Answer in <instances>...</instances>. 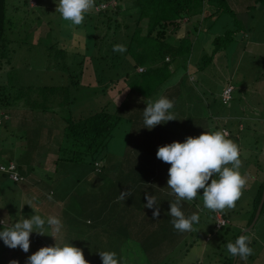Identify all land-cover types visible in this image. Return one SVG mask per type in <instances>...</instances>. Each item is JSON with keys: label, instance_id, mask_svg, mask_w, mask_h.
Returning <instances> with one entry per match:
<instances>
[{"label": "trees", "instance_id": "16d2710c", "mask_svg": "<svg viewBox=\"0 0 264 264\" xmlns=\"http://www.w3.org/2000/svg\"><path fill=\"white\" fill-rule=\"evenodd\" d=\"M111 1L95 0L96 8L108 5ZM245 4L247 6L236 0L237 6L233 9L228 0H133L132 6L137 11L130 15L128 11L131 7H123L122 3L115 8L108 5L107 10L96 11V15L88 20L90 23H86L83 28L86 32H83L82 40L86 33L92 39L87 42L86 38L83 42L86 53L71 51L67 46L49 52L51 68L61 75L62 86L40 87L23 83L16 69L5 70L7 65L12 67L13 60V56L7 52V45L15 44L16 39L12 38L15 36L12 26L14 18L10 16L11 9L8 11V0H0V72H4L0 75V130H5L2 134L4 139L0 140V167L10 170L15 166L13 172L21 178L16 182L12 179V173H0V189L3 181H11L20 186L22 193L31 194L25 191V186L32 174L36 173V167L24 169L27 165L19 164L14 152L25 148L21 147L24 146L23 140L28 142V146L31 145L33 133L41 135L38 131L42 129L41 120L51 116L53 121L59 119L57 128L62 132L61 143L57 141L60 156L52 162L56 165L53 174H48L45 180H32L43 189L44 183L48 182V187L41 191L46 196L37 199L35 206L42 205L48 198L49 207L45 208V212L54 213L62 220L65 243H73V246L81 248L89 264H102L99 251L116 252L124 264H171L170 261L174 260L172 257L179 255L182 250L181 244L190 252V239L196 237V241L191 244L196 246L201 238V226L204 225L201 219L204 213L196 203H192L198 201L199 197L182 202L185 215L198 214L199 223L190 232L177 231L168 214L170 202H175L172 190L167 187L171 165L158 159L156 153L160 146L173 141L183 142L189 136L198 137L203 132L217 130L229 133L228 138L236 144L244 140L246 145L241 155H252L259 149V142L248 145L251 140L249 134L254 129L247 127V134L245 129L238 135L234 134L231 126L240 115L238 111L231 110L228 113L229 110H220L210 115L204 113L205 110L201 112L203 102L200 104L202 98L199 97V86L198 89L191 86L197 83L194 76L205 72L218 55L227 53V50H237V43H241L239 40L244 41L247 34L254 31L249 20L256 21V13L264 7V0H247ZM240 14L245 15L244 23L243 19L237 18ZM223 17L236 26L224 27L226 31L221 35L213 33L210 30L212 27L206 24H218ZM189 24L192 26L185 37L176 41L178 32ZM30 35L28 33L24 39L20 38V52H32L29 47L24 49L29 46ZM258 40L264 49V38L259 37ZM199 41L205 47L213 45V54H202L199 59ZM118 44L125 45L127 51L114 52L113 47ZM70 55L73 57L70 58ZM250 55L259 59V65H264V57L260 59L254 53ZM141 70L143 72L140 73ZM122 78L125 82L123 88L119 87ZM189 78L191 85L187 83ZM232 85L228 81L219 97L224 106H229L235 99L236 90L232 100L227 103L224 100L225 92ZM99 92H105V95L99 97ZM89 94V107H92V103H98L99 107L86 114L81 111V106L83 99L89 100ZM161 95L175 102L174 112L178 120L157 125L152 130L143 128V110L147 102ZM20 107L23 109L21 114L18 110ZM210 107L207 105V108ZM77 108L83 114L82 117H75ZM61 121H64V125L60 124ZM33 125H37L36 131H32ZM26 126L30 129H26ZM25 130L28 132L24 134L22 131ZM120 130L121 133H127L126 151L121 156L112 151ZM257 137L258 141L264 138L260 135ZM59 165L65 167L59 169ZM74 167H80L82 173L77 170V178L73 179L76 172ZM260 171L261 175L264 174V169ZM260 183L245 214L249 216L247 223L233 231L232 225H229L232 224L231 217L224 213L223 217L229 223L220 230H225V234L221 235L222 231H217L216 222L214 229L210 230V234H219L223 246L220 241L216 250L221 251L219 257H223V260H217V252L213 253L215 250L210 249L206 256L204 254L206 258L201 260L199 257L193 264H215L211 262L213 259L217 261L216 264H248L245 259L230 256L226 246L229 242L234 243L244 230L253 225L264 198V181ZM128 190L132 196L119 200L120 192ZM145 193L156 196L160 204L158 218H153V210L145 208ZM29 208L28 205L24 206V209ZM49 208L53 209L49 211ZM260 223L264 226V206L256 225L245 233L253 249L259 244L264 247L263 240L253 239L254 235H259L255 229ZM0 224L6 226L3 219ZM74 227L77 231L73 241ZM81 235L84 242L79 240ZM35 237L36 243L27 253L19 247L9 248V261L3 260L4 249L0 247V264H11L12 261L27 264L28 257L40 248L54 246L56 242L65 244L61 237L54 244L45 243L37 235ZM185 258L183 256L182 261Z\"/></svg>", "mask_w": 264, "mask_h": 264}, {"label": "rangeland", "instance_id": "374dc122", "mask_svg": "<svg viewBox=\"0 0 264 264\" xmlns=\"http://www.w3.org/2000/svg\"><path fill=\"white\" fill-rule=\"evenodd\" d=\"M239 1H242V3L247 6V4H245L247 3V0ZM121 3L123 7H131V9L128 11L129 15L137 11V9L133 8L134 6H132L133 0H121ZM121 3L119 0H112L108 5L112 8H115ZM228 3L230 5H233H231L233 9H236V0H228ZM108 5L106 4L98 8H96L95 5V8L90 10L86 14L85 21L81 25L73 26L70 24V22L63 20L60 13L56 11L57 4L55 0H8V11L10 12L11 9V12L13 13L10 12V16L14 18L12 20V26L15 30V36H12V38L16 39L14 40L16 41V43L14 44L13 42V44H10L9 46L7 45V52H9V55L13 56V60L11 65L12 67H9L7 65L5 70L11 71L13 69H16L19 74V79L23 81V83L26 82V84L29 85H40V87L62 86L63 82L61 81V75L55 73L56 70L51 68V58H49L48 55L49 52L53 53L58 51L59 49L66 48L65 46H67L71 51L86 53V45H84L83 42L86 41V38L87 42L92 41V39L89 37L88 33H86L84 41L82 40L84 36L83 32L84 34L86 32L83 28L84 26H86V23H90V21L88 20L91 18V16L94 17L96 15V11L101 12L107 10ZM256 14V21L252 20L251 18L250 20L248 19L252 24L254 31L252 33L249 32L246 36L247 38L244 41L239 40L241 43H237V50H227V53L218 55L216 60L213 62V64L215 63L214 65L209 64L205 69V72L197 74L196 77L194 76L197 82L195 85H191L192 82H190V78L187 83L190 84L192 88L193 86H195V88L197 87L198 89L199 86L198 93L200 99L202 98L201 101H199L200 104L203 102L201 104V112L205 110L204 113H206L207 115L215 114L220 110H222L223 112L229 110L228 113H231V110L235 112L238 111L239 113L242 112L243 114L240 115V117L236 119L231 126L233 128L234 134L238 135V133L240 131H243L244 129V132L247 134V127L249 129H254L255 131L249 134L251 136V140L248 141V145L252 146L255 142H259V149L252 155H248L249 153H247L246 155L243 154L240 157L243 163L241 164L240 172L247 178V183L242 189V194L240 198L235 202L234 207L225 208L222 211H210L204 208L202 196H198V201L192 202L196 203L197 207H199V209L202 210V213H204V215L201 216L204 225L201 226L200 241L196 242V246H194L191 244L196 241V237H192L190 239L188 243L191 247L190 252H187L186 248H183V244H181L180 246H182V250H180L179 255H175L172 257L174 260L170 261L171 264H181L183 256H186V258L183 259L182 264H193L199 257L201 258V260L206 258V254L211 250H215L213 251V253L217 252V257H215L217 260H223V257L222 259L219 257L221 255V251L216 250L217 244L221 241L220 237L218 236L219 234H210V230L214 229V224L216 222L217 228L219 229L218 230L216 228L217 231H222L219 228V223L221 219H225L223 217L224 213L228 214L231 217L232 224H230L229 222L228 223L229 225H232L233 231L241 228L244 223H247L249 220V216L247 217L245 214L249 209V204L252 200H254L258 187L261 184L260 182L264 181V174H260L261 168L264 169V138H260V140L258 141L257 137V135L264 137V65H259V59L250 55V53H254V55H256L260 59L264 57V49L263 46H261L263 44L257 42L259 41V37L264 38V7L261 8L259 12L257 11ZM238 17L241 21L243 19L242 22L244 23L245 15L240 14L239 16H237V18ZM119 19L122 20L121 18ZM124 22H126V20H124ZM228 22L230 21L227 17H225L218 24L209 22L206 25L212 27L210 30L213 31V33H220L221 35L226 31L225 29H223L224 27L228 26V28H234L236 26L235 23ZM191 26L192 25L189 24L188 26H185L183 30L178 32L175 40L177 41L178 38L185 37V34L189 31L188 29H190ZM28 33L31 34L30 40L28 41L29 46H25L24 49L26 47H29L32 49V52H23L24 50L20 52L19 40L20 38L24 39L26 37V34ZM197 49V51L199 52L197 54L199 59H201L202 54L206 53L207 55H212L214 52L213 45H208V47H205L203 46L202 42L197 45ZM71 57H73V55H70V58ZM52 70L55 74H53ZM141 72L143 71L141 70L140 73ZM3 73L1 71L0 75ZM228 81H231L232 84L236 87L237 93H234L235 99L232 101V103L229 106H224L221 103L219 97L223 93L222 91L224 87H226ZM121 82L122 83L119 87L123 88L125 86L124 78L121 79ZM234 86L232 87V89L234 88ZM104 93L105 92H99L98 96L102 97L103 95H105ZM243 93L244 95L247 94L248 96L247 99L242 103L241 99L243 98L240 99V97H243ZM82 94L83 91L80 95ZM114 94H116V92ZM89 97L90 94L88 95L89 100L87 101L86 99H83L84 102L81 106V111H85L84 113L86 114L89 113L90 110L99 107L98 103H92V107H89ZM254 98H257V102ZM195 103L198 102L195 101ZM254 103H256L255 105L258 106L261 104V108H256L257 106H254ZM207 105L211 106L210 109L207 108ZM253 106L254 108H252ZM18 110L21 114L23 109L20 107V109ZM192 110L194 111L195 109ZM75 112V117L79 118L83 116L78 108ZM53 120L54 118L51 116H47V119L41 120L42 129L38 130L41 135H39L37 132L33 133L31 138V145L29 144L28 146V142H25L23 140L22 143L24 144V146L21 147L25 148H20V151L15 150L14 152L17 155V157L15 156L17 162L19 164L21 163L27 165L24 169H26L27 167L31 168L32 166H35L36 173L32 174V177L30 176L31 178L25 186V191L28 190L31 193L29 195H26V193H22L20 186H16L11 181H3V187L2 189H0V221L3 219V222L4 224H6V226L0 224V227H10L14 223L21 221L23 218H29L32 214H34L33 209L35 210V214H39L44 218H47L49 216H56L54 213L50 214L49 212H45V208L49 207L48 198L45 199L42 205H38V208L35 206L38 201L37 199L45 197L46 195L45 193L41 192L43 188L37 187L32 180H45L48 174H53L56 165L52 164V162L54 163L60 156L55 148V144L57 145L55 141L61 143L62 132L59 128H57L59 127V119L56 121ZM52 123L53 125H51ZM63 123L64 121L60 122V124ZM36 128L37 125H33L32 131H36ZM26 129L29 130L30 127L26 126ZM28 130L22 132L25 134L28 132ZM4 131V129L0 130V140L4 139V137H2ZM228 135L229 133H227V136ZM126 138L127 133L125 131L121 133L120 130L118 132V137L116 138V141L112 146V151L115 154L121 156L125 153ZM254 138L256 139L254 140ZM31 139L29 138V141ZM238 145L240 151L243 152V148L246 145L244 143V140L241 144L239 143ZM34 149H37L38 157L36 158L34 157ZM27 150L29 151L27 152ZM254 162H257V166H260V168L257 167ZM250 164L251 166H249ZM64 167L65 165H59V169H63ZM74 168L76 172L73 176V179L77 178L76 175L78 171L82 173V169L80 170V167ZM43 186L44 189H46L45 187H48V182L44 183ZM50 186L51 185L49 184V187ZM56 189L60 194L61 191L57 188V186ZM202 191H199L198 194L202 195ZM25 205L30 206V208L28 210L24 209ZM52 209L53 208H49V211H51ZM261 224L262 223H260L255 229V232H258L259 235L253 236V239H258L260 240V242L261 240L264 241V226ZM76 231L77 228L74 227L72 231L73 241L76 237ZM244 231L246 232V230ZM261 231H263V233ZM44 234L45 235L32 233L30 235V237L33 238V240H31L32 238L30 239L31 250L36 243V235L43 238L46 241L45 243L54 244L55 240L57 241L59 237H61L65 243V237L63 236V234L57 235L52 231L51 228H48L47 226L44 229ZM223 234H225V230L221 232V235ZM79 240L81 242H84L82 241V235ZM220 243L221 246H223L222 241ZM0 247L2 248V250H5L7 248L2 240H0ZM253 250V255H251L250 258L248 257L246 259V262L248 264H264V247H261V244H259ZM3 252V260L9 261L11 259V250L9 251L8 248L6 252ZM211 262L216 264L217 261L213 259Z\"/></svg>", "mask_w": 264, "mask_h": 264}, {"label": "clouds", "instance_id": "9594fccd", "mask_svg": "<svg viewBox=\"0 0 264 264\" xmlns=\"http://www.w3.org/2000/svg\"><path fill=\"white\" fill-rule=\"evenodd\" d=\"M58 11L63 20L73 26H79L85 21L86 14L95 8V0H55ZM114 52L124 53L125 45L113 47ZM233 87V86H232ZM175 102L161 95L154 101L147 102L143 110L144 127L148 130L157 125H164L169 121L178 120L175 112ZM156 156L161 161L170 164L168 170L167 187L172 190L175 202H170L168 214L172 217L173 227L181 232H190L198 224L200 217L193 213L186 216L183 201H192L198 196L203 197L204 208L210 211H222L232 208L240 198L247 178L240 172L241 151L239 145L229 139L222 130L203 132L198 137H187L183 142L173 141L160 146ZM198 190H203L199 195ZM132 196L130 190L120 192L118 199L125 200ZM51 198V197H50ZM147 203L145 208L151 209L153 218L160 216V204L155 195L145 193ZM34 214L23 218L10 227H0V240L10 249L20 248L27 253L30 248V235L44 234L47 226L54 233H63L64 225L57 216L42 217ZM227 221V220H226ZM228 222V221H227ZM56 241V240H55ZM251 240L247 235L239 236L235 242L226 246L230 256L247 259L253 255ZM102 264H124L122 258L114 251H99ZM11 264H18L12 261ZM27 264H89L83 250L71 243L63 245L45 246L27 259Z\"/></svg>", "mask_w": 264, "mask_h": 264}, {"label": "built area", "instance_id": "2783aa9c", "mask_svg": "<svg viewBox=\"0 0 264 264\" xmlns=\"http://www.w3.org/2000/svg\"><path fill=\"white\" fill-rule=\"evenodd\" d=\"M233 92H234V88L232 89V87H230L224 94V100L225 102H229L230 100H232V97H233ZM16 167L15 166H12L10 168V170H7V168H4V167H0V173H7V172H10L12 173V179L15 180L16 182H19L21 180L20 176L15 174L13 172V170L15 169ZM228 224V222L224 219H221L220 220V223H219V228H223L225 227L226 225Z\"/></svg>", "mask_w": 264, "mask_h": 264}, {"label": "crops", "instance_id": "0c3cea01", "mask_svg": "<svg viewBox=\"0 0 264 264\" xmlns=\"http://www.w3.org/2000/svg\"><path fill=\"white\" fill-rule=\"evenodd\" d=\"M233 86V85H232ZM234 88H235V90L237 91V89H236V87L234 86ZM237 93V92H236ZM241 98H243V100L245 101L246 99H247V96H246V94L244 95V93H243V97H241ZM255 99V101L257 102V98H254ZM256 103H254V106H257L256 108H261V104L258 106V105H255ZM254 106L252 107V108H254ZM260 110V109H259ZM244 111V110H243ZM243 113L241 112L240 113V115H242ZM240 115H238L237 116V119L240 117ZM56 143H57V141H55ZM41 148V147H40ZM55 148H56V150H57V153H58V143H57V145L55 144ZM0 151H1V148H0ZM34 157L36 158V157H38V155H37V149H34ZM35 160V159H34Z\"/></svg>", "mask_w": 264, "mask_h": 264}, {"label": "water", "instance_id": "95a60500", "mask_svg": "<svg viewBox=\"0 0 264 264\" xmlns=\"http://www.w3.org/2000/svg\"><path fill=\"white\" fill-rule=\"evenodd\" d=\"M263 206H264V198H263V201H262V203H261V205H260V208H259V210H258V213H257L256 219H255L253 225L251 226L250 229L246 230L245 233L251 231L252 228L256 225V223H257V221H258V219H259V217H260V215H261V212H262ZM245 233H243L242 235H245ZM236 259H237V258H236Z\"/></svg>", "mask_w": 264, "mask_h": 264}]
</instances>
